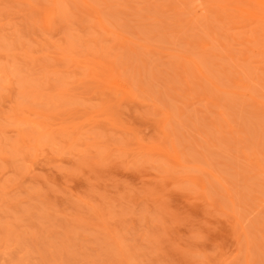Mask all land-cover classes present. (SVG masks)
I'll return each mask as SVG.
<instances>
[{
  "label": "rangeland",
  "instance_id": "374dc122",
  "mask_svg": "<svg viewBox=\"0 0 264 264\" xmlns=\"http://www.w3.org/2000/svg\"><path fill=\"white\" fill-rule=\"evenodd\" d=\"M0 264H264V0H0Z\"/></svg>",
  "mask_w": 264,
  "mask_h": 264
}]
</instances>
